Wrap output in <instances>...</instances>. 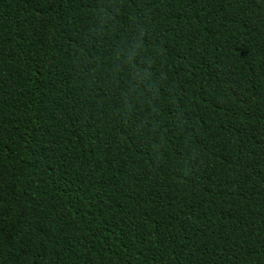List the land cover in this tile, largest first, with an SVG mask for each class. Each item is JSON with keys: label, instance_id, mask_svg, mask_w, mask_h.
<instances>
[{"label": "trees", "instance_id": "16d2710c", "mask_svg": "<svg viewBox=\"0 0 264 264\" xmlns=\"http://www.w3.org/2000/svg\"><path fill=\"white\" fill-rule=\"evenodd\" d=\"M0 264H264V0H0Z\"/></svg>", "mask_w": 264, "mask_h": 264}, {"label": "clouds", "instance_id": "9594fccd", "mask_svg": "<svg viewBox=\"0 0 264 264\" xmlns=\"http://www.w3.org/2000/svg\"><path fill=\"white\" fill-rule=\"evenodd\" d=\"M137 47H138V42L130 43L126 49H123L117 53V58L119 59L123 57L126 61L134 64L135 63L134 52Z\"/></svg>", "mask_w": 264, "mask_h": 264}]
</instances>
